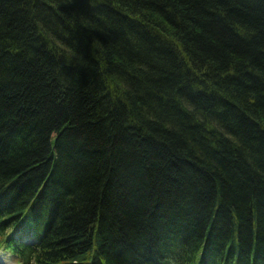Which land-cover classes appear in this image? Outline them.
<instances>
[{"label": "trees", "instance_id": "obj_1", "mask_svg": "<svg viewBox=\"0 0 264 264\" xmlns=\"http://www.w3.org/2000/svg\"><path fill=\"white\" fill-rule=\"evenodd\" d=\"M0 248L264 264V0H0Z\"/></svg>", "mask_w": 264, "mask_h": 264}, {"label": "rangeland", "instance_id": "obj_2", "mask_svg": "<svg viewBox=\"0 0 264 264\" xmlns=\"http://www.w3.org/2000/svg\"><path fill=\"white\" fill-rule=\"evenodd\" d=\"M0 257H2L0 264H20L18 258L4 248H0Z\"/></svg>", "mask_w": 264, "mask_h": 264}, {"label": "bare ground", "instance_id": "obj_3", "mask_svg": "<svg viewBox=\"0 0 264 264\" xmlns=\"http://www.w3.org/2000/svg\"><path fill=\"white\" fill-rule=\"evenodd\" d=\"M0 261H2V257H0Z\"/></svg>", "mask_w": 264, "mask_h": 264}]
</instances>
